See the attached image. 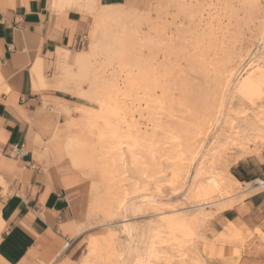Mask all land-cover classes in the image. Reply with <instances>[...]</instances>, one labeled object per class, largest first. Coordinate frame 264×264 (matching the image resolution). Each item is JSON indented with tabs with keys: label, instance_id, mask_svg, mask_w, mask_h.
<instances>
[{
	"label": "rangeland",
	"instance_id": "rangeland-1",
	"mask_svg": "<svg viewBox=\"0 0 264 264\" xmlns=\"http://www.w3.org/2000/svg\"><path fill=\"white\" fill-rule=\"evenodd\" d=\"M125 5L116 7L125 16L120 22L90 16L81 52L90 58L84 70L74 67L67 82L69 67L60 63L61 82L83 106L72 108V118L59 114L62 108L48 113L46 141L55 127L61 128L58 136L67 152L77 151L83 163L73 164L87 180L89 226L99 227L94 239L101 249L84 262L207 264V257L232 261V256L241 255L237 245L254 235L247 230L241 236L221 233L209 238L207 232L224 212L223 204L234 208L264 191L245 190L253 175L239 179L243 185L238 186L228 174H238L239 163L249 158L255 162L264 151V139L253 130L245 140L250 154L244 159L231 140L239 126L256 117L264 121V98L239 91L251 71L264 67V0H131ZM84 108L104 117L81 121ZM244 113L251 118L248 122L249 117H241ZM107 118L125 132L123 175L122 167L110 165L104 153L109 144ZM42 146L46 151L47 143ZM210 174H222L231 184L230 199L206 205L223 198L202 192ZM2 186L7 194V186ZM115 193L117 198H112ZM117 199H126L127 208H119ZM160 212L168 214L157 215ZM126 219L132 222L129 228ZM210 244L216 248L205 251Z\"/></svg>",
	"mask_w": 264,
	"mask_h": 264
},
{
	"label": "crops",
	"instance_id": "crops-1",
	"mask_svg": "<svg viewBox=\"0 0 264 264\" xmlns=\"http://www.w3.org/2000/svg\"><path fill=\"white\" fill-rule=\"evenodd\" d=\"M130 1L99 4L126 7ZM90 16L58 9L55 0H0V264H83L90 240L99 236V227L89 226L87 180L70 160L58 136L61 128H54L50 141L45 135L51 110L62 108L59 114L72 118V108L83 106L64 82L71 79L73 58L83 51ZM58 50L70 54L64 82ZM35 69L43 74L44 84L34 80ZM14 147L23 149L17 157L11 156ZM255 159L239 163L234 176L264 180V151ZM229 223L237 236L247 230L254 235L237 245V264H264V239L259 237L264 235V191L219 214L208 237L226 233Z\"/></svg>",
	"mask_w": 264,
	"mask_h": 264
},
{
	"label": "bare ground",
	"instance_id": "bare-ground-1",
	"mask_svg": "<svg viewBox=\"0 0 264 264\" xmlns=\"http://www.w3.org/2000/svg\"><path fill=\"white\" fill-rule=\"evenodd\" d=\"M55 6L59 9H63V8H68L71 10H75V11H79L80 13H86L89 15L94 16L97 20L103 21V22H120L125 20V16H123L118 10H117V5H106V6H101L99 4V0H55ZM100 9V10H99ZM99 10V11H98ZM125 22V21H124ZM127 23V22H126ZM117 24V23H116ZM144 43V42H143ZM167 44V43H166ZM174 45V44H173ZM258 49V48H257ZM167 52V51H166ZM174 52V51H173ZM85 53V52H84ZM57 56L59 57L60 63H62L64 66L69 67V62H70V54L68 51L65 50H58L57 52ZM90 56V55H89ZM143 59V58H142ZM146 59V58H144ZM90 58L83 54L80 53L77 57L73 58V67L78 68L79 71L84 70L85 67H87L88 63H89ZM156 60V59H155ZM149 63V62H147ZM33 78L36 81H42L44 84V76L41 73V71L35 69L34 70V74H33ZM232 76V74H231ZM247 80L245 82H243V84L240 86L239 91L242 95H256L258 96V98H264V67H257L255 70L251 71L249 73V75L247 76ZM230 82V81H229ZM224 91V90H223ZM225 92V91H224ZM232 94V93H231ZM228 97V96H227ZM230 98V96H229ZM249 102H251V100H248ZM254 102V101H252ZM261 105V104H260ZM262 106V105H261ZM102 110V109H101ZM110 111V110H109ZM223 112V108L221 106L220 110L218 113L222 114ZM109 113V112H108ZM107 113V114H108ZM112 113V112H111ZM228 113V112H227ZM261 113V112H260ZM259 113V114H260ZM99 112L96 110H89V109H83V112L80 114L79 119L81 121H84L85 119L90 120L91 118H94L95 116L100 117V115H98ZM114 114H116L114 112ZM219 114V115H220ZM250 114V113H249ZM257 114V113H256ZM110 115V114H109ZM224 115V114H223ZM261 115V114H260ZM249 117L247 114L244 113V115H241V117ZM256 116V115H254ZM258 116V115H257ZM97 117V118H98ZM104 116H101L100 118H103ZM118 117V116H117ZM240 117V118H241ZM263 117V116H262ZM264 118V117H263ZM108 119V118H107ZM243 119V120H244ZM251 118L249 117L248 120H246V122H248ZM256 120L254 121H250L248 123H246L244 125V127L239 126V129L236 131V134H234L232 137V141L233 144L235 145L236 148H238L241 151V158L240 159H244L245 157H247L250 153H249V140L248 142H245L247 135L249 134L250 131H254L256 132L255 135L257 134L258 136H260V138L262 137V139H264V121L261 120L260 118L256 117ZM244 120V121H245ZM104 121V119H103ZM70 122V121H69ZM74 122V121H72ZM105 125H107V130L108 132V141L109 144L107 145V149L104 150L105 152V156L106 158H108L110 165H112L113 167H115L116 164H119L122 167V170H124L125 168V132L121 133L120 129L117 125H113L114 123L110 121V119L104 121ZM113 123V124H112ZM243 125V124H242ZM70 126V125H69ZM72 126H76L75 122L74 124H72ZM238 126V125H237ZM106 127V126H105ZM71 128V126H70ZM103 131V130H102ZM209 133V132H208ZM253 133V132H252ZM106 135V134H105ZM106 135V136H107ZM256 135V137H258ZM130 136V135H129ZM142 138V137H141ZM140 138V139H141ZM259 138V137H258ZM233 145V146H234ZM209 146V145H208ZM251 149V148H250ZM201 150V149H200ZM72 162L77 165L78 167L80 166L81 160L78 156L77 151H72V152H68ZM90 154L89 149L86 151V157H88V155ZM182 160V159H181ZM198 162V161H197ZM200 162V161H199ZM239 162V161H238ZM176 165V164H175ZM190 165V164H189ZM85 167V166H84ZM84 167H81V170L84 169ZM197 169V168H196ZM84 172V170H82ZM125 172V170L121 173V175H123ZM174 174V173H173ZM229 177L232 181L237 182L238 186L239 184L243 185L231 172L228 173ZM211 175V174H210ZM195 176V175H194ZM176 177V176H175ZM178 177V176H177ZM177 179V178H176ZM174 180V179H173ZM172 180V181H173ZM180 181V180H179ZM199 182V181H198ZM173 184V185H172ZM171 185L174 187V183H172ZM235 185V184H234ZM264 187V180L262 179H255L251 182L247 183V187L245 190H256L258 188ZM124 188V187H123ZM184 188L180 189V193ZM244 189V188H243ZM119 190V189H118ZM125 190V189H123ZM179 192H176L177 194ZM184 192V191H183ZM202 192H204L206 195H215L216 193L219 194L220 196H222V199L216 200V201H210L207 202L206 205H215L219 202H222L223 200H227L230 199L234 194V189L231 186V184L225 179L224 176L221 175H216L213 174L211 175L208 180H207V184L202 187ZM175 194V193H174ZM237 195V194H236ZM178 196V195H177ZM116 197V193L115 196ZM211 197V196H210ZM209 197V198H210ZM117 198V197H116ZM212 198V197H211ZM115 200V199H112ZM153 200V198L151 199ZM167 200V199H166ZM126 199H117V204L119 208H127L126 207ZM134 202V201H133ZM146 203V202H145ZM154 203V202H153ZM156 203V202H155ZM189 203V202H188ZM132 204V203H131ZM139 204V203H138ZM205 205V206H206ZM110 207V206H109ZM131 207V205H130ZM202 208V207H201ZM233 208V204L228 203L226 205L223 204V206L221 207V209L223 211L229 210ZM207 209V208H206ZM203 210V209H202ZM124 211V210H123ZM146 212V211H145ZM158 212V211H157ZM143 213V212H142ZM147 213V212H146ZM168 213H164V212H160L157 215L162 216V215H166ZM203 214V213H202ZM150 215V214H149ZM148 215V216H149ZM161 220V224L164 225L165 224V220H167L165 217L160 219ZM132 222L129 221L128 219L125 220V225L126 228L131 227ZM157 226V225H156ZM84 228V227H83ZM143 229V228H142ZM146 229V228H145ZM144 230V229H143ZM129 231V230H128ZM127 231V232H128ZM237 232L235 226L233 225V223H229V226L226 230V233H224L225 235H230L233 236L235 235V233ZM149 234V233H148ZM148 236V235H147ZM133 237V236H132ZM131 237V238H132ZM145 237V236H144ZM133 240V239H132ZM152 240V239H151ZM221 241V240H220ZM146 245V243H145ZM144 245V246H145ZM216 245L214 244H210V245H206L205 246V251L210 252L212 249H215ZM101 249L100 245L97 243V241L92 238L90 240V243L88 245V257H91L92 255L95 254V252H98L97 250ZM147 249V248H146ZM209 249V250H208ZM206 252V253H207ZM152 253V252H151ZM217 253V252H215ZM241 254V251H240ZM241 255H238L237 257L232 256V261H228L230 264H237V262L239 261ZM229 257V256H228ZM231 257V256H230ZM227 259V258H226ZM87 261V260H85ZM119 263V262H118ZM84 264H88V262H84ZM142 264H149V263H142Z\"/></svg>",
	"mask_w": 264,
	"mask_h": 264
},
{
	"label": "built area",
	"instance_id": "built-area-1",
	"mask_svg": "<svg viewBox=\"0 0 264 264\" xmlns=\"http://www.w3.org/2000/svg\"><path fill=\"white\" fill-rule=\"evenodd\" d=\"M22 150H23L22 148H17V147L12 148L11 156H16V157L19 156L20 155V152Z\"/></svg>",
	"mask_w": 264,
	"mask_h": 264
}]
</instances>
